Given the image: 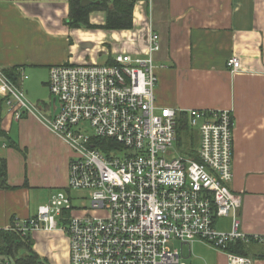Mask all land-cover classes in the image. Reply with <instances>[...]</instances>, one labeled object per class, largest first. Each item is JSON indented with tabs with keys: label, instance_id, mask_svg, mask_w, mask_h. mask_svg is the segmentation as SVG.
Here are the masks:
<instances>
[{
	"label": "built area",
	"instance_id": "built-area-1",
	"mask_svg": "<svg viewBox=\"0 0 264 264\" xmlns=\"http://www.w3.org/2000/svg\"><path fill=\"white\" fill-rule=\"evenodd\" d=\"M158 50L159 37L150 33L144 56L117 54L110 65L51 67L49 120L0 70V107L16 121L35 117L72 154L67 188L55 192L35 216L13 220L6 231L62 232L69 264H186L173 241L196 240L223 253L227 264H254L251 256L227 251L237 241L264 244V236L240 230L236 215L241 198L230 190L231 111H187L199 144L196 159L180 154L175 148L179 111L156 104ZM227 67L237 72L238 59L231 57ZM98 140L113 145L104 152L94 146ZM70 192L80 193L89 208L76 206ZM227 217L230 231L216 230L215 220Z\"/></svg>",
	"mask_w": 264,
	"mask_h": 264
},
{
	"label": "crops",
	"instance_id": "crops-1",
	"mask_svg": "<svg viewBox=\"0 0 264 264\" xmlns=\"http://www.w3.org/2000/svg\"><path fill=\"white\" fill-rule=\"evenodd\" d=\"M68 12V0H0V70H16L20 88L29 71H44L41 83L49 92L51 67L98 65L101 59L100 65H110L117 54L144 56L149 34H157V106L184 113L231 111L230 190L241 198L236 215L245 235L264 236V0H138L132 29L117 31L71 28ZM105 18L103 11L88 14L92 26H103ZM231 57L240 64L235 73L227 67ZM71 155L35 117L16 121L0 107V160L9 186L0 190V233L16 218L35 216L39 206L67 188ZM214 228L229 232L230 217L216 219ZM29 236L38 257L69 264L65 234ZM176 245L186 264H227L223 253L202 240ZM247 253L254 264H264V244Z\"/></svg>",
	"mask_w": 264,
	"mask_h": 264
},
{
	"label": "trees",
	"instance_id": "trees-1",
	"mask_svg": "<svg viewBox=\"0 0 264 264\" xmlns=\"http://www.w3.org/2000/svg\"><path fill=\"white\" fill-rule=\"evenodd\" d=\"M83 0H68L69 12L67 26L71 28L103 29V30H130L132 29V10L138 0H89L91 3L81 6ZM92 11L105 13L103 26H92L88 21V14ZM5 76L16 86L19 74L16 70L3 71ZM198 135L188 125V115L178 112L176 115V143L179 153L196 159L195 139ZM188 137V141L186 138ZM188 147L185 148L186 144ZM197 142V141H196ZM113 145L107 140L95 141L94 146L105 152V146ZM185 148L180 150L181 146ZM180 146V148H179ZM6 164L0 160V190L7 189ZM247 245L237 241L228 245L227 251L240 256H249ZM0 264H48L33 250V242L29 235L22 236L16 232L0 233Z\"/></svg>",
	"mask_w": 264,
	"mask_h": 264
},
{
	"label": "rangeland",
	"instance_id": "rangeland-1",
	"mask_svg": "<svg viewBox=\"0 0 264 264\" xmlns=\"http://www.w3.org/2000/svg\"><path fill=\"white\" fill-rule=\"evenodd\" d=\"M103 59H101L100 61H98V65H100L103 61ZM28 75L30 76L27 80H25L23 82V86L20 88L18 87L20 90H22L26 96V99L31 103V104H37L39 106V109L41 110V114L43 116V118H45L46 120H49L51 118V111H52V96L50 95V93L47 90V87L42 84L41 82L45 79V73L44 71H40V72H33V71H29ZM38 102V103H37ZM45 106L49 107L48 109L45 108ZM194 131V133L196 135H198V131L196 129H192ZM195 144H196V148L198 147L199 144V139L197 136H195ZM184 140V138H183ZM186 141H188V137L186 138ZM197 141V142H196ZM185 142V140H184ZM186 144V142H185ZM181 146V148H180ZM179 148L180 150H184L186 147H188V145L186 144L185 148L183 147V145H180ZM177 151H179V149H177V147H175ZM129 154L132 151H127ZM80 193H70L71 198H77L76 201H74V204L76 206H81L84 205L85 208H89L90 206V202L85 199L83 201L79 200ZM87 198V197H86ZM45 204V203H44ZM43 205V204H42ZM221 226H225L224 224H221ZM177 241H173V247L175 248H179ZM176 245V246H175ZM256 244H249L247 245V248L250 247H254Z\"/></svg>",
	"mask_w": 264,
	"mask_h": 264
},
{
	"label": "water",
	"instance_id": "water-1",
	"mask_svg": "<svg viewBox=\"0 0 264 264\" xmlns=\"http://www.w3.org/2000/svg\"><path fill=\"white\" fill-rule=\"evenodd\" d=\"M90 3H91V1H89V0H83V1L81 2V6H82V7H85V6L89 5Z\"/></svg>",
	"mask_w": 264,
	"mask_h": 264
}]
</instances>
